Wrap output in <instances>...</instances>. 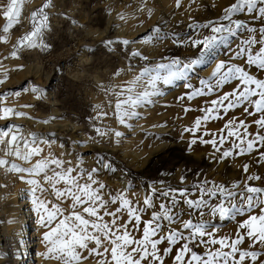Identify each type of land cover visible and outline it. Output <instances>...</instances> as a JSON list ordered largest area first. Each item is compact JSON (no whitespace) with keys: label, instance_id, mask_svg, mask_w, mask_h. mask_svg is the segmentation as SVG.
<instances>
[{"label":"rangeland","instance_id":"1","mask_svg":"<svg viewBox=\"0 0 264 264\" xmlns=\"http://www.w3.org/2000/svg\"><path fill=\"white\" fill-rule=\"evenodd\" d=\"M6 2L7 0H0V4ZM235 2L236 0H180L177 7V0H51V6L44 8L48 27L42 35V43L48 47L18 48L16 45L21 38L33 30L32 12L49 3V0H25L19 23L8 33L2 32L6 20L0 16V35L7 36L6 43L0 41V80L4 81L0 83V93L3 94L0 107H11L27 115L0 119V132H11L13 126H16L17 134L26 132L23 135L25 138L52 141L51 145H41L44 154L46 153L44 156L49 152L56 156L63 153L61 158L70 161L73 167L84 170L100 168L95 178L107 186L105 191L113 194L123 192L136 207L144 206L143 201L151 194L152 189L159 192L170 186L187 187L191 190L192 185L200 180L209 182L206 187L223 185L237 193L247 184L264 188V160H260L256 152L239 156L234 154L216 163L212 158L214 148L200 142L201 138L210 140L213 136L219 139L220 130L227 119L233 116L237 122L245 120L246 123L257 118L246 117L242 114V109H235L229 111L223 119L204 121L203 117L208 113L202 109L212 107L211 101L217 98V93L188 99L185 94L190 93L191 89L184 87L185 81H176L172 85L159 82L160 95L153 97L154 103L137 108L136 117L121 124L114 111L117 97L113 92L129 86L127 82L132 81L144 68L153 69L157 64L169 63L172 59L185 62L199 56L201 49L192 47L190 40L212 33L208 28L197 25L207 24L209 21L216 25H227L229 22L222 17L225 9ZM38 18L43 20V17ZM236 18L246 20L241 14L233 16V19ZM116 21L130 24V34L125 36L112 31ZM157 26L161 29L159 34L151 31ZM174 39L181 43H173ZM123 40L135 42L128 45L116 42ZM108 41L113 43H106ZM237 44L238 38L230 48L227 45L217 46L211 58L212 63L200 66L194 75L190 73L193 76L191 83L195 87H202L196 77L208 78L217 62L230 61ZM12 52H16L17 56L12 57ZM133 52L146 55L148 60L132 56ZM82 56L86 61L81 59ZM231 63L242 65L243 60ZM39 68L41 71L36 75ZM117 71L119 75H116ZM27 72L30 74H26ZM43 73L50 75L48 83L43 80ZM234 84L235 82L225 86L219 95L230 92ZM34 87L39 91L33 92ZM182 96L184 98L179 99ZM104 112L108 115L101 116ZM198 118L202 123L196 131L195 122ZM35 122L42 125L63 123L67 129L62 133L52 129L37 131L34 129ZM96 128L108 135L99 136ZM257 130L255 125L249 128L252 133ZM117 131L122 133L120 138L114 136ZM194 139L197 142L191 144ZM229 147L230 144L225 143L222 150ZM120 149H126L130 155L123 157ZM156 151L159 153L154 154ZM136 153L139 154L138 157H135ZM219 155L216 153V156ZM98 156L104 157V162L110 163L114 171L104 169ZM39 158L33 157L31 163ZM244 165H248V172L243 170ZM22 166L30 167L31 164ZM17 175L13 173L10 184L8 178L4 179L5 186L9 184L6 193L12 197L10 188L14 184L18 185V202L29 201V206L37 211L31 186L18 179ZM250 175H258L261 179L249 181ZM233 185L238 187L234 188ZM36 196L41 197V193L37 191ZM48 199L52 197L49 196ZM163 199L153 197L157 207L144 213L142 219H151V211H159V204ZM219 202V196L209 201L210 204ZM233 202L239 203V197ZM181 207L187 213V206L182 204ZM204 211L203 217L193 213L192 219L211 222L215 225L216 237H228V242L236 238L239 222L247 219L248 215L221 220L218 214L213 216L208 213V209ZM253 214H259V209H255ZM42 215L46 218V214ZM124 218L127 219L126 212ZM182 219L186 221L189 216L185 214ZM30 225H26L27 229ZM43 235L44 233L38 239L47 247L49 245L43 241ZM136 235L139 236L140 233ZM167 246L165 242L159 247L163 249ZM241 247L247 249L248 242ZM219 248L218 244L208 247L200 245L193 248V251L203 254ZM251 250H264V247ZM57 263L59 264L58 261ZM165 264H173L172 255L165 257ZM245 264L251 262L246 260Z\"/></svg>","mask_w":264,"mask_h":264},{"label":"snow or ice","instance_id":"2","mask_svg":"<svg viewBox=\"0 0 264 264\" xmlns=\"http://www.w3.org/2000/svg\"><path fill=\"white\" fill-rule=\"evenodd\" d=\"M24 2L25 0H7L0 4V16L6 20L3 33H8L19 23ZM179 3L180 0H177V7ZM50 6L51 0L43 8L32 12L33 30L24 35L16 47H48L42 43V35L48 27L44 8ZM237 14L245 16L246 20L233 19ZM38 17H43V20ZM222 19L229 23L216 25L209 21L207 24L197 25L208 28L212 33L190 40L192 47L201 49L199 56L185 62L172 59L169 63L157 64L153 69L146 67L132 81L127 82L129 86L113 92L117 97L114 104L115 115L121 124H125L138 115L137 108L155 102L153 97L160 95L159 82L172 85L182 80L185 81L184 87L191 89L190 93L185 94L188 99L213 92L218 94L211 101V108L202 109L208 113L203 117L204 121L223 119L229 111L235 109H242V114L246 117H257L246 123L245 120L237 122L233 116L227 119L220 130L219 139L215 136L210 140L200 139L201 143L210 144L214 148V162L220 163L234 154L239 156L253 152L259 155L260 160H264V0H236L225 9ZM151 31L159 34L161 29L157 26ZM237 38L239 44L230 61L217 62L208 78L197 76L202 87H195L191 83L193 76L190 73L194 75L200 66L211 64L217 46L227 45L230 48ZM0 41L6 43L7 36L0 35ZM116 42L128 45L135 41ZM173 43L179 45L181 41L174 39ZM11 55L16 57L17 53L12 52ZM131 55L148 60L140 52H133ZM235 60H243V64L231 63ZM119 74L117 71L116 75ZM233 82L235 84L230 92L219 95L225 86ZM0 83L4 81L0 80ZM137 88L141 90L136 91ZM32 91L38 92L39 89L34 87ZM2 97L3 94L0 93V103ZM26 115L11 107H0V119L3 120ZM100 115L107 116L108 113ZM195 123V130L198 131L202 120L198 118ZM251 125L257 127L255 133L249 131ZM95 131L101 137L108 135L100 128ZM114 136L120 138L122 133L117 131ZM196 142L194 139L190 143ZM51 143L50 140L35 137L25 138L23 134H17L16 126H13L11 132H0V169L6 174H18V179L30 185L37 211L43 209L46 214V218L44 215L40 216V221L48 228L43 235V241L49 245L47 258L57 260L59 264H165V257L172 255L173 264H245L246 260L251 264H264V250H251L264 247V188L247 184L237 193L223 185L206 187L209 182L200 180L192 185L191 190L187 187L170 186L159 192L152 189L151 194L143 201L144 206L136 207L123 192L113 194L105 191L107 186L95 178L100 168L84 170L73 167L70 161L61 158L63 153L56 156L49 152L44 156L41 145ZM225 143H229L230 147L222 150ZM216 153L220 155L216 156ZM33 157L40 158L31 163ZM16 161L30 163L31 166L24 167ZM98 161L104 169L114 171L110 163L104 162V157L98 156ZM243 170L248 172V165H244ZM260 179L258 175L248 177L249 181ZM181 180L183 182L184 177ZM37 191L43 198L36 196ZM49 196L52 199H48ZM218 196L219 203H209ZM153 197L164 199L159 204V211H151V219L143 220L144 213L157 207ZM237 197L240 202L234 203ZM65 204L67 207H64ZM182 204L187 206V213L181 207ZM257 208L259 214H253ZM205 209L213 216L218 214L221 220L248 215L247 219L239 222L236 238L228 242V237H216L215 225L211 222L192 219L193 213L203 217ZM125 212L127 219L124 218ZM185 214L189 216L186 221L182 219ZM136 233L140 235L137 236ZM165 242L168 246L161 249L159 246ZM245 242H248L247 249L241 247ZM217 244L220 248L214 251L209 250L203 254L193 251V248L200 245L208 247ZM225 248L228 250L224 251Z\"/></svg>","mask_w":264,"mask_h":264},{"label":"bare ground","instance_id":"3","mask_svg":"<svg viewBox=\"0 0 264 264\" xmlns=\"http://www.w3.org/2000/svg\"><path fill=\"white\" fill-rule=\"evenodd\" d=\"M115 24L116 25L112 31L125 36L130 34L132 28L130 24L126 25L121 22ZM81 59L85 60V57L82 56ZM40 71L39 68L35 74L38 75ZM26 74L30 73L27 72ZM49 77L50 75L44 74L43 80L47 82ZM29 99L33 100L32 98ZM25 122H27V120H25ZM29 122L32 123L31 120ZM50 124L51 123L42 125L36 123L34 129L37 131L52 129L56 132L61 131V133L67 129L66 124L64 125L63 123L56 124L55 122L53 125ZM24 134L26 135V132L23 133V135ZM120 152L125 158L130 155V152L126 149H120ZM155 153H159V151L154 152V154ZM138 155L139 154L136 153L135 157H138ZM12 159L14 160L15 158ZM16 162L21 165L26 164L23 161ZM12 177L13 173L6 174L3 169H0V264H58L54 259L47 258L46 253L48 252L49 246L46 247L44 243L38 239L42 233H45L48 230V228L46 229V227L40 225L39 221L40 216L45 214L43 209H40L38 212L29 206V201L18 202L19 196L17 193L19 189L16 184L10 188V190H12V197H9L6 193V188L12 183ZM6 178H8V186H5ZM25 187H27V185H25ZM29 224H31L30 228L27 229L26 225ZM21 257L24 259H21Z\"/></svg>","mask_w":264,"mask_h":264}]
</instances>
